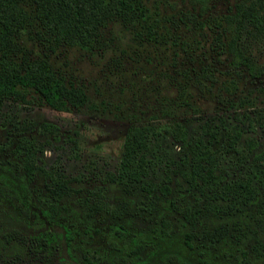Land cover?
<instances>
[{"label": "rangeland", "instance_id": "374dc122", "mask_svg": "<svg viewBox=\"0 0 264 264\" xmlns=\"http://www.w3.org/2000/svg\"><path fill=\"white\" fill-rule=\"evenodd\" d=\"M142 1L160 25L171 24V17L185 20L165 30L186 39L185 50L168 45L170 40L136 44L131 28L107 18L101 34L110 45L103 51L66 47L48 55L53 67L84 89V105L59 111L26 90L0 95V228L12 235L0 264L13 257L17 264L62 258L86 264V247L93 254L90 264H264V255L251 252L250 263L240 260L237 246L249 250L264 235V176L232 129L239 126L243 135L256 137L257 148L264 147V23L246 19L240 33L241 52L263 71L250 81L214 50L221 41L212 40L224 14L251 0H205L204 10L195 0ZM17 3L31 23L4 27L14 22L12 16L0 22V65H19L29 53L41 52L34 37L35 1ZM204 65L211 78L200 74ZM43 122L55 128L49 131ZM134 125L139 140L129 151L123 142L137 134ZM182 132L185 140L202 139L217 155L215 177L202 187L184 180L188 147ZM236 181L244 185L237 192L250 194L246 201L226 189ZM206 201L212 204L204 206ZM50 203L58 228L91 225L97 233L76 239L70 249L59 237L48 262L42 254L33 256L25 238L43 229L48 221L41 212L49 213ZM185 205L201 209L195 213L197 231L223 226L225 239L199 247L194 237L195 247L187 248V226L178 210ZM135 237L143 246L129 253Z\"/></svg>", "mask_w": 264, "mask_h": 264}, {"label": "trees", "instance_id": "16d2710c", "mask_svg": "<svg viewBox=\"0 0 264 264\" xmlns=\"http://www.w3.org/2000/svg\"><path fill=\"white\" fill-rule=\"evenodd\" d=\"M34 1L37 11L35 20L38 22V29L34 33V37L39 44L38 47L41 48L40 53L42 54L32 55L29 53V57H26L28 60H24L19 65L3 60L0 65V95L26 90L37 95V98L48 107L59 111L70 110L73 106L78 108L84 105L87 100L84 89L81 85H76L69 73L53 67L48 60V55L66 47L83 49L91 53L103 51L104 48L110 45L101 34V27L107 18L112 19L111 21H116L122 29L128 30L131 28L132 38L136 44L140 43L142 45V42L152 45L160 42L166 44L170 40L168 45L176 46L178 44L183 50L189 44L186 39H180L176 34L165 35V30L169 26L173 25L175 27L180 23L185 24L183 18H181V22L179 23L171 17L167 19L171 24L164 22V25H160L151 16L149 7L145 6L142 0ZM195 4L199 5V9L200 7L202 10L206 9L204 5L205 0H195ZM0 11H5L0 14V22L8 20L10 16L14 18L13 21L15 23L10 20L7 25H4L6 28L12 25H22V28L24 27V23L27 22L25 20L26 15L18 6L17 0H0ZM189 14L191 13L189 12ZM113 16L114 18H112ZM246 19L264 23V0H251L247 4L242 1L237 2L233 8H230L224 14L222 18L223 24L218 23L220 28L219 33L214 38L215 40L212 41H221L220 46L214 47V50L217 54L224 53L230 67L244 71L247 78L251 81L258 78L263 71L259 64H256L240 50V33ZM30 23L31 21L25 24ZM117 36L119 37V35ZM136 37L140 41H136ZM111 38H114V36H111ZM196 42L197 44H204V41L202 42L200 39H195L194 44ZM206 71H209L208 65L201 67L200 74L203 77L211 78L210 75L212 73L207 72L205 74ZM195 78L197 79V76ZM42 127L52 131L55 128V124L43 122ZM232 129L234 130V138L242 139L243 147L248 152L251 151L253 161L261 166V170H258L264 176V147L257 148L256 137L243 135L244 132L239 126L235 125ZM132 131L137 134L127 137L126 141L123 142V146L128 148L129 151H133L135 144H138L136 140H139L138 131L140 130L137 129V126L134 125ZM180 138L188 147L184 157V161H187L184 170V180L192 188L202 187L209 182L210 178L215 177L214 164L217 161V155L203 143L202 139L185 140L186 133L184 132H182ZM176 139L179 140L178 137ZM130 141H136V143H131ZM126 163H123L124 166ZM243 187L244 185L240 181H236L228 184L226 189L230 193H237L241 200L246 201L250 194L247 195L243 191L237 192ZM168 189L169 187L164 185L165 193ZM50 191L53 194L54 190L51 189ZM206 202L208 203L204 206L212 204L211 201ZM54 206V203H50L49 213L45 211L41 212L42 214H46L48 221L43 225V229L37 234L29 236L27 239L25 238L28 248L34 257L36 256V252L47 257L52 244L59 237L62 238L67 249H70V246H72L73 241L76 239L81 242L84 241L85 237H92L97 233V228L91 225L73 224L71 227H68L61 224L58 228L53 223L55 219H52ZM262 206L264 208V205ZM178 210L187 226V229L183 231L182 238V242L187 248L195 247L192 241L194 237H199V242L197 243L199 247H206L209 242H220L225 239L226 228L223 226L218 228L204 226L199 231L195 229L197 220L195 213H199L201 209H192L190 206L185 205L182 209ZM11 238L12 235L10 233L0 228V260L2 259V251L10 244ZM142 246L135 237L134 243L129 246V253H138ZM237 247L241 263H250L249 252L255 256L264 255V235L260 238L255 237L249 250L243 248L242 245H238ZM87 248L82 253V260H84V263L90 264L93 254H90L91 252ZM47 261L50 262L48 257ZM73 261L62 258L61 260H57V262H51V264H77L73 263ZM9 264H17V257L11 258Z\"/></svg>", "mask_w": 264, "mask_h": 264}]
</instances>
